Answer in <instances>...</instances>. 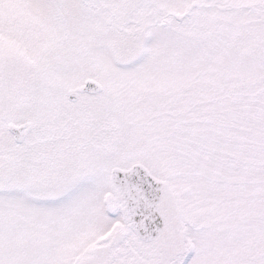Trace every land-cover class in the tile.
<instances>
[{"label":"snow or ice","instance_id":"snow-or-ice-1","mask_svg":"<svg viewBox=\"0 0 264 264\" xmlns=\"http://www.w3.org/2000/svg\"><path fill=\"white\" fill-rule=\"evenodd\" d=\"M0 264H264V0H0Z\"/></svg>","mask_w":264,"mask_h":264}]
</instances>
